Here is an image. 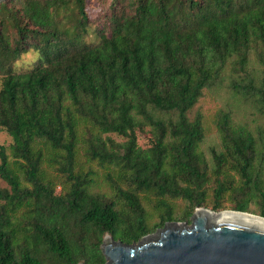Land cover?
I'll return each mask as SVG.
<instances>
[{"label":"trees","instance_id":"1","mask_svg":"<svg viewBox=\"0 0 264 264\" xmlns=\"http://www.w3.org/2000/svg\"><path fill=\"white\" fill-rule=\"evenodd\" d=\"M86 2L0 4V264H105L106 235L137 244L178 221L179 202L187 223L230 198L240 212L254 192L264 202V136L224 112L209 160L203 117L189 118L229 64L254 56L264 75V0H111L97 42ZM31 50L38 63L16 71ZM253 85L264 107V76Z\"/></svg>","mask_w":264,"mask_h":264},{"label":"water","instance_id":"2","mask_svg":"<svg viewBox=\"0 0 264 264\" xmlns=\"http://www.w3.org/2000/svg\"><path fill=\"white\" fill-rule=\"evenodd\" d=\"M102 251L105 264H264V217L198 208L191 224L167 223L137 244L108 234Z\"/></svg>","mask_w":264,"mask_h":264},{"label":"rangeland","instance_id":"3","mask_svg":"<svg viewBox=\"0 0 264 264\" xmlns=\"http://www.w3.org/2000/svg\"><path fill=\"white\" fill-rule=\"evenodd\" d=\"M111 0H87L86 11L91 20V31L88 41L97 42L95 30L97 26L102 23L104 16L108 13ZM38 63V54L30 51L23 55L22 58L16 62L14 69L16 71H24L33 68ZM263 68L252 56L251 63L245 70L236 69L234 65L229 64L227 71L221 77L220 81L203 92L197 105L190 111L189 118L192 120L197 114L203 117V124L205 128V139L201 145V150L205 153L207 158L211 159V149H220L221 139L218 130L216 129V121L224 112L229 113L233 122L239 126H243L252 131L256 136H264V107L260 99V95L255 96L256 90H250L251 94H244V87H247L251 79H255V85L259 87L262 84ZM1 89V79H0ZM138 145L142 148H148L151 144L152 132L148 125L137 129ZM115 143L120 144L125 142V138L117 134L108 135ZM12 143V138L6 131L0 128V144L9 146ZM260 174L264 179V150L261 149L258 157ZM98 168L97 166H95ZM99 169V168H98ZM103 169H99V173L104 174ZM0 185L8 188V184L0 178ZM98 191H109L107 185L103 184L96 188ZM251 200L249 202V214L261 216L260 213L264 209V202L260 192L250 194ZM231 197H233L231 195ZM180 206L176 211V223H187L182 220L183 211L186 208V203L179 202ZM235 201L230 198L222 210L215 211L216 213L224 211H235L233 209ZM207 209L212 210L211 207ZM192 217L190 218V223ZM188 223V224H190ZM160 230V229H159ZM156 233V232H155ZM153 233V234H155ZM152 235V234H150Z\"/></svg>","mask_w":264,"mask_h":264}]
</instances>
